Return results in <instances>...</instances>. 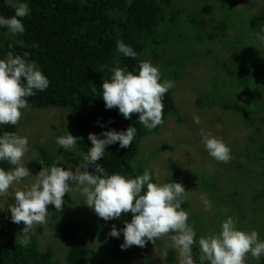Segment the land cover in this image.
Here are the masks:
<instances>
[{
	"label": "rangeland",
	"instance_id": "rangeland-1",
	"mask_svg": "<svg viewBox=\"0 0 264 264\" xmlns=\"http://www.w3.org/2000/svg\"><path fill=\"white\" fill-rule=\"evenodd\" d=\"M171 1L174 10L180 12L178 22L174 26L169 22L172 11L166 9L160 28L165 41L155 47L148 46L143 56L166 75L172 72L178 75L170 89L176 109L156 131L141 140L140 155L133 165L137 170L140 165L143 170L158 169L159 176L153 178L160 183H167L175 175L176 182L183 184L189 192L182 207L190 212L189 223L195 227L197 239L218 232L221 221L226 215H232L237 218L239 228L255 229L264 240V79L260 74L256 76L264 70V33L247 28L249 18L264 6V0H225L230 24L223 36L213 39L209 37V26L224 15L214 0ZM205 6L211 8L210 14L202 12ZM201 21L207 24L203 26ZM6 36L15 38L8 30ZM194 116L201 118L199 125L193 122ZM246 117H250V124H246ZM72 122L71 109L43 108L23 113L17 132L29 137V151L23 163L34 176L43 166L50 167L61 157L56 153L60 148L55 143L56 137L67 131L78 137L74 125L70 126ZM201 128L222 137L231 146L232 158L228 163L208 155L201 142ZM41 151H46L49 159H41ZM77 152L80 151L77 149ZM64 154L67 158L63 160L73 170L82 162L75 152L64 150ZM57 166L67 168L68 165L61 162ZM32 182L31 179L21 181L0 197V206L8 218L11 219L9 205L15 203L13 189L22 190ZM203 195L212 202L210 211L204 210ZM63 199L62 210L48 205V223L33 227L31 236L37 239L39 250L50 248L54 264H67L65 254L70 243L56 239L53 227L60 218L71 217L92 227L90 232L82 234L91 244L89 263L109 264L95 227L93 209L83 204L84 198L78 192L65 194ZM13 225L21 237L25 225L23 222ZM170 244L168 236L157 239L155 244L152 242L149 262L164 264L167 252L173 251L178 263V251ZM247 264H258V260L249 254Z\"/></svg>",
	"mask_w": 264,
	"mask_h": 264
},
{
	"label": "clouds",
	"instance_id": "clouds-1",
	"mask_svg": "<svg viewBox=\"0 0 264 264\" xmlns=\"http://www.w3.org/2000/svg\"><path fill=\"white\" fill-rule=\"evenodd\" d=\"M8 2L15 13L10 18L0 15V27L7 28L12 35H22L26 30L22 18L29 15V5L23 0ZM116 51L124 57L137 58L134 49L123 41L117 42ZM29 57L28 52L20 55L9 50L5 58H0V126L18 125L23 113L31 111L28 98L49 87V79ZM173 87L174 81L162 79L159 66L143 60L138 71H130L126 65L121 67L117 62L111 69L110 78L103 80L101 89L106 109L118 108L126 120H131L134 113L139 114V123L151 131L164 123L163 98ZM193 122L199 125L201 118L194 116ZM200 134L210 157L222 163L231 160V146L222 137L214 136L204 128L200 129ZM136 135L134 126L123 131L110 129L99 135L90 133L88 140L92 147L83 153L77 152L78 139L67 131L56 137L55 143L67 152L77 153L82 162L73 170L61 156L52 166H43L34 176L23 163L29 151V137L18 132H3L0 135V162L7 161L15 167L10 171L0 167V197L21 181H33L25 184L22 190L13 189L15 203L8 208L12 222L25 225L20 244L28 246L33 227L48 223V205L62 210L65 194L75 191L84 198L83 204L105 221L132 214L131 221L125 222L122 229L113 225L109 234L113 238L123 235L122 249L133 245L143 248L148 241L155 244L157 239L168 236L170 246L178 251V264H247L249 254L256 260L264 256V240L260 233L255 229L242 230L232 215H226L221 221L218 232L197 239V231L189 223L190 212L182 207L189 191L174 180L170 183L154 181L153 177L159 176L158 169L145 168L141 175L132 178L120 173L109 174L96 163L104 157L108 146L119 143L121 149L128 148ZM61 162L68 165L67 168L58 167ZM90 166H94L95 174L89 172ZM201 200L204 210L210 211V199L203 195ZM194 248L198 249V254H194Z\"/></svg>",
	"mask_w": 264,
	"mask_h": 264
},
{
	"label": "trees",
	"instance_id": "trees-1",
	"mask_svg": "<svg viewBox=\"0 0 264 264\" xmlns=\"http://www.w3.org/2000/svg\"><path fill=\"white\" fill-rule=\"evenodd\" d=\"M29 5V15L22 18L25 32L6 36L7 28L0 27V58H5L11 50L14 54L23 55L28 52L50 81L49 87L28 98L31 109H71L73 122L78 133V150L87 153L92 147L88 140L90 133H100L114 129L126 130L129 126L137 128V135L128 148L121 149L119 143L106 148V153L96 163L104 167L109 174L120 173L132 178L143 173L134 166V160L140 155L141 140L157 128L149 131L138 121L139 114H132L131 120H126L118 108L106 109L102 99V84L109 79L111 69L117 66H127L130 71H138L139 63L148 46H157L165 41L160 28L165 20V10L172 11L169 22L174 26L178 22L180 12L174 10L171 0H23ZM224 11L222 19L210 27L209 37L223 36L227 31L229 7L225 0H214ZM203 13H211V8L205 6ZM14 7L8 0H0V15L12 17ZM232 15V14H231ZM201 16V15H200ZM205 26L206 21H201ZM254 32L264 33V6L252 15L247 28ZM170 35H174L171 33ZM170 39L175 42V37ZM123 41L137 53V58L124 57L117 53V42ZM151 61V60H150ZM154 65L153 61H151ZM158 66V65H157ZM162 79L176 80L174 72L166 75L162 70ZM260 74V76H259ZM256 76L264 79V70ZM95 86L96 92L93 93ZM171 91L164 96V118L175 113V105L171 99ZM250 124V117H246ZM17 132V125L0 126L3 132ZM103 138V137H101ZM41 159L47 160L50 155L41 151ZM56 153L67 158L64 150L59 148ZM43 164H47L43 161ZM0 167L10 171L15 166L7 161L0 162ZM89 172L95 174L94 166ZM154 179V178H153ZM177 180L175 175L167 179V183ZM155 181V179H154ZM184 206V205H182ZM95 226L100 237V243L109 264H151L148 260L151 241L143 248L131 246L122 249L124 237L113 238L109 234L113 225L122 229L125 222H130L132 214H122L118 219L105 221L92 211ZM92 227L76 218L62 217L53 227L54 237L69 242L65 254L67 264H90L91 244L82 234H87ZM0 264H54L53 251L50 248L39 250L37 239L31 236L28 246L20 244L12 219L8 218L0 206ZM194 254L198 249L194 248ZM164 264H178L173 251H169ZM264 264V256L258 260Z\"/></svg>",
	"mask_w": 264,
	"mask_h": 264
}]
</instances>
